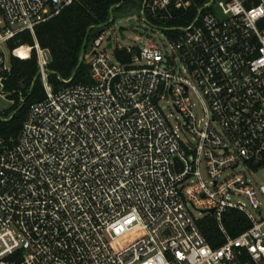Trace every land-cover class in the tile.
<instances>
[{"label": "built area", "instance_id": "2783aa9c", "mask_svg": "<svg viewBox=\"0 0 264 264\" xmlns=\"http://www.w3.org/2000/svg\"><path fill=\"white\" fill-rule=\"evenodd\" d=\"M76 1L0 0V103L23 46L7 41ZM138 10L168 50L106 37L111 10L84 49L88 83L52 90L34 39L45 98L13 144L0 138V264H264V0ZM228 210L250 222L234 238ZM207 214L226 236L217 248L197 224Z\"/></svg>", "mask_w": 264, "mask_h": 264}, {"label": "trees", "instance_id": "16d2710c", "mask_svg": "<svg viewBox=\"0 0 264 264\" xmlns=\"http://www.w3.org/2000/svg\"><path fill=\"white\" fill-rule=\"evenodd\" d=\"M141 1L136 0L138 8L141 7ZM119 3L120 5L116 7ZM132 4L133 0H78L64 7L52 18L38 24L34 29V36L29 31H22L7 41L6 46L9 50L21 45L31 48L25 57L10 55L9 58L10 70L4 81V90L12 104L0 110V138L5 144L11 145L17 140L29 105L45 98L37 55L33 48L34 39L40 48L48 52L44 68L47 83L52 90L56 91L70 84L88 83L90 82L88 67L83 60L79 64L87 31L89 30L86 41L88 47L90 40L99 32L92 26L106 23L111 10L121 8L127 10ZM23 48L17 51L18 54L24 50ZM117 54L119 56L122 53ZM74 71L72 80L67 82ZM197 224L212 248H217L225 242L226 236L219 229L213 216L204 215ZM221 224L231 238L250 227L248 219L237 210L224 212Z\"/></svg>", "mask_w": 264, "mask_h": 264}, {"label": "rangeland", "instance_id": "374dc122", "mask_svg": "<svg viewBox=\"0 0 264 264\" xmlns=\"http://www.w3.org/2000/svg\"><path fill=\"white\" fill-rule=\"evenodd\" d=\"M133 1L134 4H132L131 7L127 10L125 8H121L113 12V21L103 27L106 37H113L115 33L116 37L118 38L119 44L123 47L131 45H143L146 42L147 38H150L163 51L168 50L169 42L166 39L164 33L160 30H154L145 22L138 20V3H136V0ZM217 1L218 0H214V3H216ZM128 18H133L134 20H136V23L134 25L128 24ZM119 27L121 28L120 32L118 31ZM121 36L123 37L122 39ZM23 47L24 50L20 52L21 57H25L30 50L25 49L27 46ZM0 104V110H3L8 108L12 104V102L9 100H3ZM163 112L167 115L171 125L177 128L178 133L180 134V136H182V133L179 129V125H181L183 121L181 115L175 112L174 109H172L171 104H168V107H165L163 109ZM194 112L198 118L201 116V112L198 108H195ZM253 177L256 181H262L264 179L263 169L259 170L256 174L253 175ZM194 214L198 216L197 212H194Z\"/></svg>", "mask_w": 264, "mask_h": 264}, {"label": "water", "instance_id": "95a60500", "mask_svg": "<svg viewBox=\"0 0 264 264\" xmlns=\"http://www.w3.org/2000/svg\"><path fill=\"white\" fill-rule=\"evenodd\" d=\"M119 5H120V4H119ZM119 5H117V7H118ZM110 21H111V20H110ZM128 23H129V24H133L134 22H133V20L128 19ZM118 30H119V32H120L121 28L119 27ZM88 33H89V30L87 31V34H86L85 39H84V42H83V44H82L81 53H80V57H79V64L82 62V58H83V55H84V49H85V45H86V41H87V37H88ZM108 47H110V46L108 45ZM79 64H78V65H79ZM75 71H76V70H75ZM75 71L72 73V75H71L69 81L72 80Z\"/></svg>", "mask_w": 264, "mask_h": 264}, {"label": "bare ground", "instance_id": "6f19581e", "mask_svg": "<svg viewBox=\"0 0 264 264\" xmlns=\"http://www.w3.org/2000/svg\"><path fill=\"white\" fill-rule=\"evenodd\" d=\"M22 47H23V46H22ZM20 48H21V47H20ZM20 48H18V50H19ZM18 50H17V51H18ZM17 54H18V52H17ZM18 55L21 56L20 54H18Z\"/></svg>", "mask_w": 264, "mask_h": 264}]
</instances>
